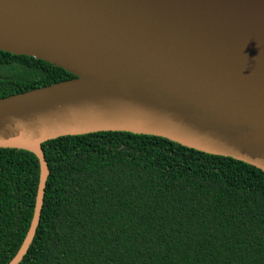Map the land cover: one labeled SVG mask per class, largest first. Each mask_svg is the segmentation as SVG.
<instances>
[{
    "label": "water",
    "instance_id": "95a60500",
    "mask_svg": "<svg viewBox=\"0 0 264 264\" xmlns=\"http://www.w3.org/2000/svg\"><path fill=\"white\" fill-rule=\"evenodd\" d=\"M0 51L75 78L0 99V149L40 165L28 254L50 177L43 145L124 132L264 172V0H0Z\"/></svg>",
    "mask_w": 264,
    "mask_h": 264
},
{
    "label": "trees",
    "instance_id": "16d2710c",
    "mask_svg": "<svg viewBox=\"0 0 264 264\" xmlns=\"http://www.w3.org/2000/svg\"><path fill=\"white\" fill-rule=\"evenodd\" d=\"M75 77L0 51V99ZM50 177L21 264H264V172L170 140L124 132L43 145ZM37 157L0 149V264L31 227Z\"/></svg>",
    "mask_w": 264,
    "mask_h": 264
}]
</instances>
